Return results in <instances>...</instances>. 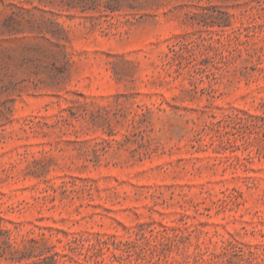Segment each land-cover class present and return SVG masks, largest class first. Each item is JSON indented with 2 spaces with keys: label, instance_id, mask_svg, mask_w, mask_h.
<instances>
[{
  "label": "rangeland",
  "instance_id": "rangeland-1",
  "mask_svg": "<svg viewBox=\"0 0 264 264\" xmlns=\"http://www.w3.org/2000/svg\"><path fill=\"white\" fill-rule=\"evenodd\" d=\"M0 264H264V0H0Z\"/></svg>",
  "mask_w": 264,
  "mask_h": 264
}]
</instances>
